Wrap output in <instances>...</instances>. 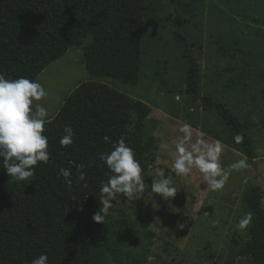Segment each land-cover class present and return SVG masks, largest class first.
Returning a JSON list of instances; mask_svg holds the SVG:
<instances>
[{
  "label": "rangeland",
  "instance_id": "374dc122",
  "mask_svg": "<svg viewBox=\"0 0 264 264\" xmlns=\"http://www.w3.org/2000/svg\"><path fill=\"white\" fill-rule=\"evenodd\" d=\"M179 1H157L163 5L152 14L154 34L144 40L142 78L137 85L90 75L84 66L82 46L70 47L39 73L36 79L49 93L40 102L49 110L46 123L72 91L88 80L140 99L151 109L146 131L155 138V149L143 173L149 189L146 187L139 199L137 212L127 205L123 213L112 211L115 217L132 224L134 237L147 241L148 250L130 243L117 257L109 254L111 264H264V37L259 34L264 32V25L256 19L264 20V0H228L253 3V14L248 16L228 8L227 0ZM174 32L191 44L192 56L201 67L202 95H210L253 125L249 133L255 141L254 159H247L246 170L233 171L219 191L207 189L195 170L184 178L171 171L175 144L182 135L179 129L185 122L192 125L194 138L202 131L207 141H222L223 165L246 157L235 148L233 135L222 124L218 110L205 109L186 92L181 49ZM89 41L91 37L85 43ZM157 167L172 176L178 189L168 201L151 193ZM13 183L0 168V229L17 230L23 239L41 242L46 220L51 217L35 216L33 208L27 210L25 204L14 210V203L19 204L20 199L14 195ZM34 209L39 208L35 205ZM251 209L255 213L252 224L245 232L237 231L236 223ZM214 220H219L215 227ZM143 223L152 232L148 239ZM2 244L0 236V264H27L13 244L4 249Z\"/></svg>",
  "mask_w": 264,
  "mask_h": 264
},
{
  "label": "trees",
  "instance_id": "16d2710c",
  "mask_svg": "<svg viewBox=\"0 0 264 264\" xmlns=\"http://www.w3.org/2000/svg\"><path fill=\"white\" fill-rule=\"evenodd\" d=\"M157 1L0 0V71L10 78L23 75L36 79L70 47L82 46L84 66L90 75L99 80L110 78L137 85L142 78L144 40L154 34L152 14L163 5ZM194 1L188 0L189 4ZM225 3L231 10L237 8L235 12L239 16H248L254 6L248 2L227 0ZM256 19L264 25V20ZM259 34L264 37V32L259 31ZM174 36L181 49L186 92L205 109L218 110L222 124L233 137L237 133L244 135L241 144L233 140L234 146L253 160L255 141L249 133L253 125L240 120L210 95H202L201 67L192 56L191 44L182 34L174 32ZM87 37H91V41L86 44ZM150 110L142 100L100 81L80 83L46 123L50 161L37 167L32 183H13L14 195L20 199L19 204L14 203V210L17 205L25 204L27 210L33 208L35 216L51 217L46 220L41 242L25 240L17 230L5 228L0 229L3 249L13 244L27 264L41 252L48 254L49 264H111L109 254L117 257L130 243L147 249V241L144 243L134 237L132 224L112 214V211L123 213L126 205L137 212L139 199L128 201L118 195L119 202H114L104 224L94 222L92 217L102 207L99 186L110 175L98 159V153L111 150L103 137L108 135L117 140L124 136L145 172L155 149V138L146 131ZM66 124H71L76 135L73 145L62 148L59 138ZM76 164L85 165L87 173L86 180L79 183L75 181ZM61 167L73 170L71 190L62 179H57ZM143 226L148 239L152 232L146 223Z\"/></svg>",
  "mask_w": 264,
  "mask_h": 264
},
{
  "label": "clouds",
  "instance_id": "9594fccd",
  "mask_svg": "<svg viewBox=\"0 0 264 264\" xmlns=\"http://www.w3.org/2000/svg\"><path fill=\"white\" fill-rule=\"evenodd\" d=\"M49 93L38 79L28 76L8 77L0 71V168L14 182L32 183L36 179V169L41 164H47L51 159L49 137L45 134L46 119L49 110L41 101ZM182 134L175 144L171 171L177 177H188L197 171L203 178L207 189L222 190L233 171L246 170L249 165L246 157H241L230 165H223L221 156L223 144L220 140L207 141L206 134L198 131L194 138L193 127L183 123L179 129ZM76 132L71 124L63 127L59 138L62 148L73 145ZM105 143L111 145L110 151L98 153V159L103 162L110 175L99 186L100 201L98 211L92 219L96 223H105V218L114 207L118 195L128 201L143 197L149 184L145 183L144 169L141 161L124 136L112 140L110 136L103 137ZM233 140L236 144L244 141V135L237 133ZM85 165H75V181L86 180ZM151 193L161 196L165 201L177 194V187L171 175H166L162 168H155L152 176ZM57 179H62L71 190L73 185V170L71 167H61ZM207 215V213H205ZM254 213L247 211L235 225L237 231L245 232L253 222ZM219 224L214 220L212 226ZM30 264H49L47 253L41 252L31 259Z\"/></svg>",
  "mask_w": 264,
  "mask_h": 264
}]
</instances>
